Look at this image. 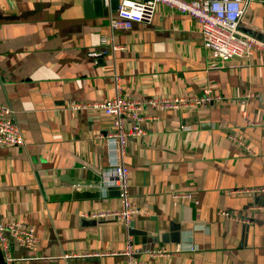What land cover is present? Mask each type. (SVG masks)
<instances>
[{
	"label": "crops",
	"instance_id": "crops-1",
	"mask_svg": "<svg viewBox=\"0 0 264 264\" xmlns=\"http://www.w3.org/2000/svg\"><path fill=\"white\" fill-rule=\"evenodd\" d=\"M114 1L0 0V104L14 111L24 140L0 147V223H23L39 237L33 250L10 241L13 264H124L126 243L150 264L156 248L171 252L162 264H264V196L228 194L264 187V56L211 68L192 18L159 6L150 24L113 32ZM248 1L240 30L263 39L264 0ZM115 76L120 95L141 102L200 96L207 85L223 102L146 106L143 135L110 142L98 138L109 118L72 106L112 97ZM113 165L128 170L138 210L128 226L90 217L118 208V191L102 177ZM185 193L192 200L173 198ZM81 254L89 256L65 258Z\"/></svg>",
	"mask_w": 264,
	"mask_h": 264
},
{
	"label": "built area",
	"instance_id": "built-area-1",
	"mask_svg": "<svg viewBox=\"0 0 264 264\" xmlns=\"http://www.w3.org/2000/svg\"><path fill=\"white\" fill-rule=\"evenodd\" d=\"M117 9L108 18V27L111 31H129L136 23L150 24L157 8L162 6L173 12H177L192 18L198 25L204 49L208 53V63L211 68H225L227 64H247L250 58L259 53L264 56V38L257 39L240 30V24L244 16L248 0H117ZM106 41L101 38V44ZM115 49V48H113ZM95 56L96 54H91ZM114 81V95L103 102L94 104H75L73 109L99 110L110 119L109 131L98 136L99 139H107L110 142H124L125 139L140 137L144 131L139 124L148 118L143 115L144 107L157 110L193 109L201 110L209 107L214 102H223V98L214 93L210 85H207L200 96H161L139 100L125 98L120 95V80L116 76ZM250 95H245L237 104H245ZM14 111L7 105L0 104V147L12 148L24 144L21 130L15 120ZM242 119L247 125L256 123L248 119L246 112H241ZM128 122L133 124L126 127ZM182 130H189L188 126H182ZM128 170L120 165H113L111 169L102 173L105 187L116 188L119 196V205L115 210L99 211L90 215L93 219L113 218L128 226L133 216L138 213L137 208L131 203L128 185ZM229 195H262L264 187L254 189H234ZM173 198L192 200L189 194H173ZM194 203H197L194 201ZM220 215L234 221L243 222L241 218L232 216L228 212ZM12 241L18 247L33 250L37 247L39 237L35 229L20 222L0 223V249L5 264H13L14 259L9 253V243ZM192 250L193 248L190 247ZM99 256V254H96ZM124 257V264H150L140 261L135 257V252L130 243H126L119 253ZM171 252L166 249L156 248L148 252L151 264H162ZM89 254H81L71 257H87Z\"/></svg>",
	"mask_w": 264,
	"mask_h": 264
},
{
	"label": "water",
	"instance_id": "water-1",
	"mask_svg": "<svg viewBox=\"0 0 264 264\" xmlns=\"http://www.w3.org/2000/svg\"><path fill=\"white\" fill-rule=\"evenodd\" d=\"M94 4H95L96 8L99 9L101 3L99 1H97V2H94ZM117 5H118V2H117V0H115L114 3H113V7H112L114 9V11L117 9Z\"/></svg>",
	"mask_w": 264,
	"mask_h": 264
},
{
	"label": "trees",
	"instance_id": "trees-1",
	"mask_svg": "<svg viewBox=\"0 0 264 264\" xmlns=\"http://www.w3.org/2000/svg\"><path fill=\"white\" fill-rule=\"evenodd\" d=\"M0 264H5L2 256V251L0 249Z\"/></svg>",
	"mask_w": 264,
	"mask_h": 264
}]
</instances>
